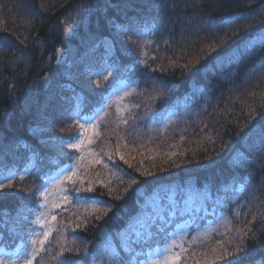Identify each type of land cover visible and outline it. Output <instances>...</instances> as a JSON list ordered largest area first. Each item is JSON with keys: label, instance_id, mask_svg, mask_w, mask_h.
<instances>
[{"label": "trees", "instance_id": "16d2710c", "mask_svg": "<svg viewBox=\"0 0 264 264\" xmlns=\"http://www.w3.org/2000/svg\"><path fill=\"white\" fill-rule=\"evenodd\" d=\"M146 32L149 55L138 42ZM0 37L7 40L0 52V172L19 173L35 160L33 174L0 196V242H16L34 213L41 176L73 156L61 147L79 133L69 123L73 98L90 109L110 93L111 86L100 96L103 89L85 76L111 43L117 81L138 87L130 113L141 126L171 113L189 116L187 124L168 139L107 138L100 165L68 183V205L34 264L69 257L142 264L176 228L175 218L189 220L194 232L221 213L232 224L201 243L189 238L177 264H230L237 256V264H264V0H0ZM56 137L63 139L49 143ZM77 189L95 203H78Z\"/></svg>", "mask_w": 264, "mask_h": 264}, {"label": "rangeland", "instance_id": "374dc122", "mask_svg": "<svg viewBox=\"0 0 264 264\" xmlns=\"http://www.w3.org/2000/svg\"><path fill=\"white\" fill-rule=\"evenodd\" d=\"M138 38V42L141 46L143 54H151L152 41L150 35L146 32ZM113 54V47L110 43H108L106 52L99 68L92 70L85 76V81L90 86L100 87L103 89V91L99 94L100 96H102L111 86L110 89L107 90V92L110 93L103 97L105 100L104 105L100 109H96V106L94 108L90 107V109H85L83 99L79 96L80 115L79 117L71 118L74 112L73 109L72 115L69 119V123H74L79 130V133L74 136L75 139L69 138L67 141L61 142V147L72 151L73 156L71 158L69 157L67 161L62 164V166H58L54 168L52 172L43 174L41 176L40 179L42 184L40 185V189L42 190L43 195L38 196L34 213L30 219L33 221V223L28 224L20 235V237L23 236L25 240L15 250H11V241L0 242V246L4 247L2 248L3 251L0 252V258H4L6 262L16 258L15 253L17 249H20L21 251H23L24 248L31 249L33 247L32 240H36L38 242L39 240L44 239L43 233L46 231H50V235L45 241L43 247L50 240V237L56 226V219L59 209L65 205H68L69 199H65V196L70 198L68 189L69 181L64 180L63 176L57 178L58 173H60L62 169L71 167L73 171L76 172L74 177V179H76L81 177L79 175L81 174L82 170H90L91 168L100 165V163L103 161L101 148L105 143H107L106 139L110 138L112 134L115 135L118 133L123 139H125V137H129L131 139L130 142L135 141L142 143L152 137H156L158 139L171 138L173 134H179L180 130L186 126L188 120L187 117L189 116H186V118L184 117V119L182 118L183 120L181 121L179 116L173 113L165 118L161 123L150 125V128L148 129L143 128L141 126L140 120L130 113L131 108L133 107V101L135 99L133 96L139 92L137 85L125 79L117 81V66L113 68L110 75H104L106 63H114V61H112L114 58ZM58 56H61V54ZM84 117L92 118V124L90 125L87 121H85L83 119ZM77 120L80 122L77 123ZM179 122L181 123L179 124ZM81 123L85 125L84 129L80 127ZM118 138L120 137L115 135L114 139L117 142ZM80 139H83L84 142L81 144L79 150L63 146L69 143H79ZM89 140L92 142H89ZM129 143H126V146H130L131 144ZM34 167L35 160H31L29 165L26 167L28 171L25 172L24 170V174L21 176L15 175V170H13V172L9 171L8 173L1 171L0 181L4 180L5 177H14L7 181L13 185L15 178L25 177L28 174L32 175L33 173H30ZM46 181L47 184H45ZM39 183L40 182L38 181L36 186H39ZM235 200H237V198L232 199L234 202ZM40 205H44L45 207L41 208ZM37 213H39V215H37ZM223 215L225 214L221 213L220 215L216 216L206 228L200 229L198 231L194 230V232L190 231V227L188 225L189 220L175 218V220L178 222L177 228L160 244V247L156 248L148 255L143 264H157V262H159V264H164V261L167 258H174L171 260V264H177L179 261L180 251L184 247L185 243L189 242V238L192 239L191 242L201 243L209 238L214 232L225 230L232 224L231 218H228V216L225 217ZM53 216H55V220L52 219ZM36 219H39L40 224L35 223ZM29 229H32V231H28ZM36 246H39V244ZM176 257H178V259H175ZM50 260L49 258L47 259V261ZM34 262L35 261H33V264Z\"/></svg>", "mask_w": 264, "mask_h": 264}, {"label": "snow or ice", "instance_id": "6c2138e0", "mask_svg": "<svg viewBox=\"0 0 264 264\" xmlns=\"http://www.w3.org/2000/svg\"><path fill=\"white\" fill-rule=\"evenodd\" d=\"M115 27L117 28L118 31H131V27L130 26L115 25ZM129 39H131V37H129ZM134 42L135 41H133V43ZM5 47H7V40H6V38L0 37V52H2ZM139 62L143 63V61H139ZM114 67H116V65L114 63L113 64H107L106 63V68H105L104 75L105 76L110 75L111 71L113 70ZM97 75H100V74H97ZM46 80H47V78H46ZM48 83L50 85L51 82L48 81ZM97 83H98V81H97ZM73 103H74V112H73V116L71 118H76V117H79V115H80V98L79 97H74L73 98ZM83 119L85 121H87L90 125L92 124V118L84 117ZM79 122L80 121L77 120V123H79ZM80 127L82 129H84L85 125L83 123H81ZM258 136L260 137L261 144L264 145V127H262L260 129V131L258 133ZM62 139L63 138H61V137H56L55 140L49 141V143H55L56 140H62ZM83 142H84L83 139H80L79 143H69V144L63 145V146L79 150V148H80L81 144H83ZM89 142H92V141L89 140ZM3 151H4V142H3L2 139H0V152H3ZM62 154L66 155V153H62ZM109 159L111 160V156H109ZM121 159H123V157H121ZM97 162H99V161H97ZM125 163H127V162L125 161ZM105 167H107V165H105ZM27 171H28V169H25V172H27ZM75 175H76V172L73 171V169L70 167V168L62 169L61 172L58 173L57 178H59L60 176H63L64 180H67L69 182H73ZM141 175H145V174L141 173ZM147 175H151V174L149 173ZM11 178H14V177H5L4 180L0 181V196H4V195H9L10 194V192H5L4 189L7 188V189L10 190L12 188V185L7 182ZM21 179H23V177H21ZM131 183L132 184H136L137 183V179L136 178H131ZM45 184H47V181L45 182ZM84 191L85 192H91L92 189L91 188H87V189H84ZM79 193H80V190L77 189L76 190V199H77L78 203H85V202L89 203V204L95 203L94 198H92V197H81ZM37 195L38 196L43 195V192H42V190L39 187L37 189ZM65 199H69V198L67 196H65ZM30 202L31 201L29 200L28 203H30ZM173 203L175 204V201H173ZM40 207L43 208L45 206L44 205H40ZM37 215H39V213H37ZM25 219H27V218L25 217ZM52 219L55 220V216H53ZM160 219H161V217L157 216V220H160ZM170 220H171V218H169V220H167V221H164V225H162L160 227V231L164 230V226H168L170 224ZM156 222L157 221L154 220L152 223L155 224ZM28 223L31 224V223H33V221L32 220H28ZM35 223L36 224H40L39 219H36ZM79 227H80V225L77 224L76 228H79ZM28 231H32V229H29ZM49 235H50V231H46V232L43 233L44 239L39 240L38 242L36 240H32L33 247L31 249L24 248L23 251H21L20 249H17L16 253H15V257L16 258H14V259L8 260L6 262L4 258H0V264H33V261L36 260V257L40 254V252H42L44 250L43 245H44V243L47 240ZM132 235L136 236L137 239H139V236H138L137 233L133 232ZM151 237H152V233L149 232L147 239H150ZM37 244H39V246H36ZM121 247L124 248L125 251L131 252V249L127 248L126 245L123 242L121 244ZM2 251H3V249L0 248V252H2ZM69 251H72V250L70 249ZM242 251H243L242 248H240V247L236 248V253H240ZM76 254H78V250H77ZM116 255H117V253L113 252V256L115 257ZM172 259H174V258H167L164 261V264H171V260ZM175 259H178V257H176ZM237 261H238V256H237L236 259H233L232 261H230V264H237ZM66 264H80V261H78L76 259H72L71 257H69L66 260ZM119 264H124V262L120 261ZM127 264H133V262L130 260L129 262H127ZM157 264H159V262H157Z\"/></svg>", "mask_w": 264, "mask_h": 264}]
</instances>
